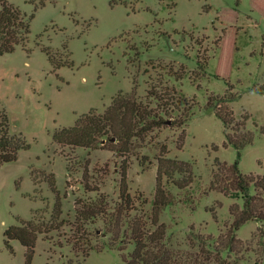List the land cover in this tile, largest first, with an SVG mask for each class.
Here are the masks:
<instances>
[{"label":"rangeland","instance_id":"obj_1","mask_svg":"<svg viewBox=\"0 0 264 264\" xmlns=\"http://www.w3.org/2000/svg\"><path fill=\"white\" fill-rule=\"evenodd\" d=\"M8 1L32 19L27 51L17 46L0 56V109L10 131L29 147L0 166V264H25V248L14 240L10 250L5 230L33 219L37 210L48 219L56 202L41 174L35 172V183L31 179V168L54 174L63 220L57 233L37 237L31 264H127L135 248L129 236L106 233L98 220L86 225L84 241L74 245L72 231L75 200L97 195L84 189L83 176L113 208L121 159L105 149L61 147L53 135L91 110L103 113L117 93L133 89L142 99L150 88L168 97L164 118L170 125L130 161L127 181L136 208L131 216H145L153 230L147 218L157 157L166 146L165 156L191 163L193 181L179 188L162 179L171 197L159 215L165 243L195 251L198 236L224 232L232 221L230 206L241 200L209 189L215 160L237 161L242 174L264 175V0ZM215 97L224 99L221 108L208 106ZM226 108L253 134L239 156L225 145L232 126L224 128L216 116ZM179 120L187 122L171 126ZM236 233L248 251L231 261L264 264V223L246 222Z\"/></svg>","mask_w":264,"mask_h":264},{"label":"trees","instance_id":"obj_2","mask_svg":"<svg viewBox=\"0 0 264 264\" xmlns=\"http://www.w3.org/2000/svg\"><path fill=\"white\" fill-rule=\"evenodd\" d=\"M31 17L24 15L8 0H0V56L11 53L17 46L24 50L29 40ZM218 42V41H217ZM54 63L52 57H49ZM57 65V64H56ZM257 92H262L256 89ZM167 96V95H166ZM216 98V97H215ZM155 101V107L152 106ZM168 97H162L154 88L147 89L145 97L139 98L135 89L129 93H117L103 113L94 110L79 116L72 127L58 129L53 135V141L61 147H83L89 150L105 149L121 159L119 170L118 200L110 207L108 197L100 192L99 186L91 187L87 176H83L82 185L86 191L96 192L95 199H77L74 202L75 221L73 233L75 243L84 241L85 227L102 221L107 228L106 233L129 238L135 248L126 260L127 264H237L231 257H238L246 253V243L237 237V230L246 222L264 223V175L242 174L238 162L228 164L215 160L211 173L210 190L218 191L231 199L241 200V204L234 202L230 208L231 223L225 226V231L216 238L198 236L195 251H183L169 247L165 241L166 228L159 222L162 208L171 200L162 183H173L179 188L188 187L193 181V167L191 163L165 156L167 147L159 150L157 157V173L155 193L152 202L150 220L153 230H148L145 216H131L135 210L134 197L129 192L128 169L132 158H137V150L145 143L155 139L158 131L168 124L164 118L167 114ZM223 98H216L208 106L215 104L221 108ZM162 102H165L164 104ZM215 112L221 119L224 128L232 126V133L225 131V145L233 146L240 155V151L250 145L253 134L245 129V121L236 120L233 111L226 108L224 112ZM187 120L172 122L171 126L181 127ZM184 135L178 138L181 148ZM28 144L21 134L10 131L8 116L0 109V166L13 162L18 153L28 149ZM35 172L41 174L40 181H46L56 202L49 218L34 212L31 220H17L4 232L6 246L12 250L11 241L17 240L25 248V264H31L36 239L39 235L45 238L51 233H57L63 225L59 193L55 188V178L52 172L43 169H30L31 179L36 181ZM175 176H178L176 179ZM261 237V236H260ZM193 242L191 245L193 246ZM91 249L86 251L87 256Z\"/></svg>","mask_w":264,"mask_h":264}]
</instances>
